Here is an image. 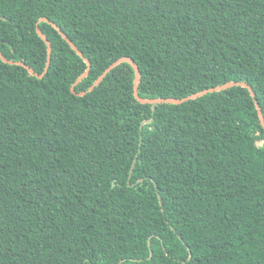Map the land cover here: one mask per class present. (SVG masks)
Here are the masks:
<instances>
[{
    "label": "trees",
    "instance_id": "trees-1",
    "mask_svg": "<svg viewBox=\"0 0 264 264\" xmlns=\"http://www.w3.org/2000/svg\"><path fill=\"white\" fill-rule=\"evenodd\" d=\"M41 19H48L49 21ZM264 0H0V264H264ZM134 166V168H133ZM133 169V172H132Z\"/></svg>",
    "mask_w": 264,
    "mask_h": 264
},
{
    "label": "water",
    "instance_id": "water-1",
    "mask_svg": "<svg viewBox=\"0 0 264 264\" xmlns=\"http://www.w3.org/2000/svg\"><path fill=\"white\" fill-rule=\"evenodd\" d=\"M42 20H46V21H49L48 19H41ZM53 25L54 27H56L60 32L61 34L63 35V37L70 43V45L77 51V53L83 57V59L85 60V62L88 64V68L87 70L81 74L77 80L72 84V87H71V90L74 94H77L79 96H84L85 94H87L88 92L92 91L96 86H98L102 81L103 79L108 75L109 72H111L116 66H118L119 64L123 63V62H129L133 65V67L135 68V83H134V86H135V96L136 98L142 102V103H150V104H153V108L154 110H156L157 108V105L160 104V103H174V104H181V103H184L186 101H189V100H193V99H197L198 97H201L203 95H206L210 92H215V91H220V90H223V89H227V88H230V87H233V86H237V85H242L244 87H247L249 88V90L251 91L252 93V96L255 98V101H256V105H257V108H258V111H259V115H260V118H261V122L264 126V112L262 110V107L260 106V103L258 102V100L256 99V92L254 91V89L252 88V86L246 82H228V83H225V84H222V85H218V86H215V87H211V88H208V89H204L202 91H199L197 93H194V94H191L189 96H186L184 98H175V97H167V98H162V97H158V98H144L140 95V83H141V72H140V67L139 65L136 63V61L130 57H122L120 59H118L117 61H115L114 63H112L107 69L105 72H103V74L96 80V82L86 91H82V92H78L76 90V86L85 78L89 75L90 73V70H91V67H92V63L90 61V59L85 56L84 52L81 51L77 46L76 44L68 37V35L62 31V29L56 24L53 22ZM37 32L38 34L40 35L41 38H43L45 40V42L47 43L48 45V61H47V65H46V68H45V71L42 73V74H39L37 73L32 67L28 66L24 61H13V60H10L9 58H7L3 53L0 52V58L7 62V63H10V64H18V65H23V66H26L28 68V70L35 76L39 77V78H43L46 73L49 71V68H50V65H51V61H52V52H53V46H52V43L51 41L47 38V36L45 35V33L42 31V29L40 28V26L38 25L37 26ZM134 168V166H133ZM132 172H133V169H132Z\"/></svg>",
    "mask_w": 264,
    "mask_h": 264
}]
</instances>
